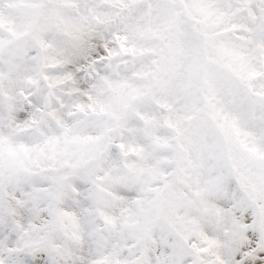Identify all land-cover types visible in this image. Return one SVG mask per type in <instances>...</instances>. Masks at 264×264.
<instances>
[{"label": "snow or ice", "instance_id": "1", "mask_svg": "<svg viewBox=\"0 0 264 264\" xmlns=\"http://www.w3.org/2000/svg\"><path fill=\"white\" fill-rule=\"evenodd\" d=\"M0 264H264V0H0Z\"/></svg>", "mask_w": 264, "mask_h": 264}]
</instances>
